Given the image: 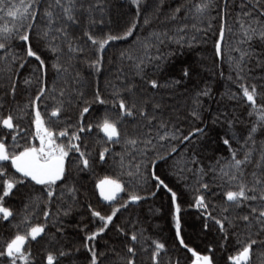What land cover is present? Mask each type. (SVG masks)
I'll use <instances>...</instances> for the list:
<instances>
[{
    "label": "trees",
    "instance_id": "obj_1",
    "mask_svg": "<svg viewBox=\"0 0 264 264\" xmlns=\"http://www.w3.org/2000/svg\"><path fill=\"white\" fill-rule=\"evenodd\" d=\"M10 2L19 4L21 0ZM27 2L24 0V3ZM195 2L199 0H140L141 11L137 17V9L131 0H72L75 22H69L62 10L55 7V0H36L40 13L32 29L31 45L44 59L45 68L40 69L39 61L34 57H27V45L19 40L5 41L9 47L0 50V119L11 114L16 117L14 123L19 124L22 130L17 136L18 147H13L10 135L5 136L7 129L0 128V140H6V148L10 152L20 151L25 146L38 147L32 122L35 111L39 110L46 125L53 128L56 142L79 144L90 166L84 168L79 153L69 150L65 157L63 186L66 192L61 207L48 205L39 192L30 196L28 183L26 186L19 185L4 197L2 203L13 212V216L7 221L0 217V247L17 231L22 234L27 230V225L21 221L28 214V224L46 225L45 232L37 240L29 238L26 241L25 249L31 254L29 264H47L49 253L54 256V264H90V252L84 243L86 236L97 231L102 222L92 216L89 205L107 215L113 207L125 203L128 196L136 192L144 198L130 203L126 209L121 208L105 232L87 242L100 253L102 264H127L130 258L134 264H153L154 240L165 245L159 254V264H177V260L179 264H192L194 257L176 239L171 193L163 186L159 189L155 187L156 182L150 178L151 168L147 180L143 176L129 175V172H136V165L143 159L140 154L142 145L133 148L126 145L124 140H139L145 135L155 137L157 130L163 131L159 129L161 121L166 122L169 128L175 125L185 135L197 127L204 129L203 134L197 133L191 143L181 145V151L167 163L161 161L155 167L156 174L177 193L181 208V235L186 244L201 255H210L213 264H231L229 256L236 255L250 235L256 237L260 227L256 220L253 219L251 225L245 228L239 217L250 212L249 204L261 207L264 201L246 200L239 207L232 205L227 212L224 208L229 203L226 201V191L238 190L240 182L249 189L255 187V192L250 191L249 195L259 197L264 194V127H257L254 142L248 140L245 143L248 130L257 124L258 118L255 113L249 115L253 108L243 98L241 89V85L248 86L250 90L252 85H256L257 108L264 105V41L255 37L252 41L240 43L244 35L241 24L247 26L249 23V17L244 13L250 11L257 0H227L226 13L222 11L225 0H215L216 6L202 20L195 19L187 11ZM63 3L68 4L69 0H63ZM261 3L264 6V0ZM50 4L53 5L55 27L63 24L67 35L53 28L48 41H45L39 39L38 35L49 29V20L44 13ZM177 8L181 11L175 12ZM225 15L226 20L221 19ZM145 19L148 23L144 22ZM257 19L264 25V18L257 15ZM6 22L11 27V18L8 17L0 20V26ZM133 23L136 27L131 36L109 41L102 52L97 51L98 46H93L84 34L89 32L97 39L109 34L122 35ZM221 24H224V37L221 54L217 55L215 41L220 38ZM154 34L159 35L163 42L157 41ZM49 44H55L57 51L52 52ZM145 44L151 46L145 48ZM238 49L247 51L239 78L236 68V61L240 59ZM129 55L145 59L141 65L144 70L142 74H137L134 61L128 59ZM146 55H159L163 59L149 62ZM93 59L101 60L100 71L89 65L88 61ZM21 62L25 65L23 68L20 67ZM53 64L59 65V69L54 68ZM64 68L68 71L64 72ZM185 68L190 70L187 77L183 75ZM147 78L157 79L160 87L150 89L145 83ZM77 80L79 83H76ZM45 82L48 91L43 99L35 105L31 104L30 101L35 99ZM13 84L16 86L14 95ZM61 89L65 91L63 97L60 96ZM97 90L108 100L107 104L92 102ZM204 90L210 94L198 97L200 104L197 106L194 99L198 92ZM80 92L84 94L82 100L79 98ZM69 94L74 99L71 105L67 103ZM117 94L125 98L129 107L135 103L137 115L125 117L118 123L120 143L112 144L106 142L107 138L96 125L106 115L112 121L119 119L118 99L113 105ZM61 99L65 101L62 115L58 120L49 122L51 108ZM75 101L79 102V107ZM84 101L91 103V107L89 113L84 114L82 122L85 126L92 124L93 127L90 131L78 132ZM155 103L161 107L154 109ZM194 107L199 108L202 121L190 115ZM141 108L147 111V118L139 115ZM153 115L155 119H151ZM225 115L233 122L232 127L224 122ZM60 131H66L68 135L61 137ZM72 133H77L81 139L72 140ZM226 137L230 139L231 150L223 143ZM105 148L108 149L105 161H101L99 153ZM184 148L187 151H183ZM232 151L236 152L237 159L243 160L246 153L249 159L241 166V179L229 182L227 177H222L220 170H228V165L234 163ZM193 154L196 163H192ZM2 164L6 166L8 175L14 173L10 161ZM140 171L143 172L142 164ZM15 175L18 176L17 173ZM106 177L119 180L124 189L123 196L113 206L101 203L96 187ZM4 178L7 176L0 177V195L3 194ZM257 180L261 183L257 184ZM203 183L209 184L207 190L201 187ZM69 189L75 191L70 192ZM151 192L155 195H150ZM198 195L205 196L208 211L213 217H228L225 221L227 239H224V233L220 232L214 220H209V228L204 229L205 210L195 206ZM51 203H56V198ZM25 205L29 207L26 209ZM45 210L50 212L47 219L43 215ZM116 225L129 235L117 231ZM58 228L62 231H57ZM134 230L138 241L135 255L132 256L127 252V247L132 243L130 234ZM258 238L264 240V235ZM253 249L248 264H264V247L253 245ZM62 251L65 253L63 256L60 255Z\"/></svg>",
    "mask_w": 264,
    "mask_h": 264
},
{
    "label": "snow or ice",
    "instance_id": "obj_2",
    "mask_svg": "<svg viewBox=\"0 0 264 264\" xmlns=\"http://www.w3.org/2000/svg\"><path fill=\"white\" fill-rule=\"evenodd\" d=\"M131 4L134 5L137 9V17L140 15V0H131ZM215 0H199V2H195L191 8L187 11L190 14H193L195 19L202 20L207 13L215 7ZM55 7H58L62 10L64 17L69 22H75L73 16L74 3L72 0H69L68 4L63 3V0H55ZM227 0H225V6L222 11L226 13L227 10ZM53 5H49L48 9L45 11L44 15L49 20V29L44 31L42 34L38 35L39 39L48 41L50 33L53 28L55 31L60 32L67 35L65 31V26L61 24L60 27H55L53 21L55 20L54 13L52 11ZM181 9L177 8L175 12H180ZM40 9L39 4L36 3V0H28L27 3H24V0H21L19 4L10 2V0H0V20H4L5 17L11 18V27L8 26L6 22L3 26H0V50H7L9 45L5 43V41L13 42L15 40H19L23 45H27L26 55L27 57H34L36 61H39V68H45V61L42 59L41 55L35 51L31 45L32 41V29L35 27L36 18L39 16ZM259 17L264 18V6H262L261 0H257L255 4L252 5L250 11L245 12L244 15L249 17V23L247 26L245 24H241V28L243 30V37L240 40V43H246L248 41H252L255 37H258L262 41H264V25L260 24V21L257 19V15ZM175 15H173V19ZM221 19L226 20V15L222 16ZM145 23H148V20L145 19ZM253 25H258V27H254ZM136 24L133 23L130 27H127L126 30L121 34H109L105 38L97 39L93 34L89 32H85V36L87 39L91 41L93 46H98L97 51L102 52L105 48V45L109 43V41H115L120 39H126L127 37L133 34V30L135 29ZM211 25H209V28ZM220 38L215 41L216 54H221V41L224 37V24L220 26ZM157 41L162 43L163 41L160 39V36L154 34ZM55 39V37H52ZM52 52L57 51V46L55 44L48 45ZM150 44H145L144 47H150ZM69 50L72 51L73 48L71 44H69ZM82 50V49H80ZM240 51V59L236 61V68L239 73L242 72V62L247 55V51L243 49H238ZM159 51V50H158ZM123 55V54H122ZM146 58L149 62L153 59L160 61L163 59L162 56L151 57L147 56ZM16 59V57H13ZM128 59L134 61V66L137 70V74L143 73V68L141 65L144 64V58H136L131 55L128 56ZM91 67H94L96 71H100V59H93L88 61ZM25 65L23 62L20 63V67L23 68ZM54 68L59 69V65L53 64ZM64 72H67L68 69L64 68ZM46 74V73H45ZM183 75L185 77L190 75V70L185 68L183 70ZM26 83L28 81H25ZM76 83H79L77 80ZM146 86H150V89H158L160 84L157 79L147 78ZM179 83V81H176ZM15 84L12 85L13 95L15 94ZM241 89L243 92V98L249 103V105L253 108V112H250L249 115L255 113L257 115V124L253 125L248 130V136L245 139V143L248 140H253L254 142V134L257 132V127H264V105L257 108L256 97L258 95V88L256 85L251 86V90L248 86L241 85ZM55 89H53L54 91ZM48 91L46 82L39 88L35 99L30 101L31 104L35 105L37 101L43 99L45 93ZM78 91V90H73ZM208 90H204L202 92L197 93V98L194 99V103L199 106L200 101L198 97L209 95ZM65 95L64 89L60 90V96L63 97ZM83 93H79V98L83 99ZM55 99V97H53ZM119 102V119L117 121H112L106 115L101 123H98L96 127L99 128L101 132H103L104 136L107 138L106 142H110L112 144L120 143L119 137L121 133L118 131V123L122 121L125 117H135L137 112L135 111L136 105L133 103L131 107H129L126 103V100L123 96L119 94L113 99V105L115 106L116 100ZM77 106L79 107V102L75 101ZM92 102H98L101 105L107 104L108 100L102 97L99 90L95 93ZM67 103L69 105L74 103V99L71 94L67 97ZM65 101L63 99L59 100L58 103L51 108L49 114V122H53V119L58 120L63 112ZM91 107V103L88 101H84V106L81 109L80 117L81 122L78 127V132L90 131L93 127L92 124H88L85 126L83 124L84 114L89 113ZM154 109H158L161 107L159 103H155L153 105ZM139 115L141 117H148V113L144 108L139 110ZM190 115L196 119H203L201 112L198 107H194L190 110ZM23 118V117H21ZM16 117L9 114L7 117L0 119V128L7 129L8 131L5 133V136H11L13 141V147H18L17 144V136L19 132L22 130L19 124L14 123ZM151 119H155V115L151 117ZM224 122L228 124L229 127H232V121L227 118L225 115L223 117ZM151 123V120L149 121ZM215 122V121H214ZM35 126V137L39 139V147L35 146H25L20 151H8L6 148V140H0V162L10 161L11 168L14 169V173L8 175L6 172V166L0 164V177H5L2 180V195H0V215H2L3 220L7 221L10 217L13 216V212L3 205L4 197L9 196L12 193L14 188H17L19 185H27L29 181L33 182L35 185L43 186L41 191L46 192L48 202L51 203L52 198L55 195V191L53 189V185H56L58 180L65 178L66 176V167H65V157L68 156L69 150H74L79 153V160L82 161L84 168H88L90 166L89 159L86 156V153L81 151L79 144H74L71 141L67 145L62 143H57L55 139V132L52 127L46 125V121L42 118L41 112L39 110L35 111V118L33 120ZM159 129H163L161 132L157 130L156 136L153 137L151 135H145L142 139L136 138H128L124 140L126 145H132L133 148H136L138 145H142L140 148V154L143 159L139 164L136 165V172H129V175H136L137 177L143 176L145 180L149 177V168L152 169L150 173V178L156 182L155 187L159 189L163 186L167 189L168 192L171 193V206H172V222L176 232V239L179 241L181 247L187 249L188 252L192 254L194 259L192 260V264H213V259L210 255H201L193 248L189 247L185 240L183 239L181 232V208L178 203V196L175 191L168 187L163 179L159 175L156 174L155 167L159 162L167 163L168 160L173 158L174 154H177L181 151L180 146L184 145L185 142L191 143L197 133L203 134L204 129L202 128H194L192 131L188 132L185 135L178 127L172 125L171 128L167 127L166 122L161 121L159 123ZM149 132H151V128H149ZM59 135L61 137L68 135L66 131H60ZM72 140L79 141L81 137L77 133H72ZM165 142V143H161ZM224 145L228 146L231 150V143L229 138L223 139ZM163 149V151H160ZM108 151L107 148L100 151L99 159L101 161H105V153ZM183 151H187L186 148ZM232 158L234 163L228 165V170L221 169L222 177H227L229 182L240 180L242 177L243 169L242 165L246 163L249 159V155L246 153L244 159H237L236 152L232 151ZM264 159V157H262ZM123 162V157H121V163ZM192 163H196L195 155L192 156ZM143 165V172L140 171V165ZM19 175L16 176L15 174ZM255 176V173H253ZM257 184L261 182L257 180ZM96 187L99 189L100 196L104 201L112 202L115 200L117 193L123 191V186L121 182L117 179L105 178L104 180L97 183ZM201 187L207 190L209 188L208 183L201 184ZM238 190H228L225 193L226 201L229 202L228 205L224 208V211L227 212L228 209L235 205L239 207L244 201H256L262 200L264 201V194H261L257 197L255 194L249 195L248 193L255 192V187L249 189L248 186L240 182L238 184ZM70 192H74L75 189H69ZM150 195H155L154 192L149 193ZM61 195H63L61 193ZM141 195L136 192H132L125 203L120 204L118 207H113L110 214L104 215L100 211L92 209V206L89 205V210L93 217L99 218L102 222V225L98 227L97 231L92 232L91 234L86 236V240L84 246L88 248L90 252V264H102L100 261V253H98L94 247H92L88 241H92L96 239V237L105 232V230L109 227L110 224L113 223L114 218L121 208H128L129 204L136 203L143 199ZM30 199H35L34 197H30ZM195 206L200 209L205 210V222L204 229L207 230L209 228V220H214L215 224L219 226L220 232L224 233V239L228 238V234L225 231V221L228 220L227 216H224L223 219L213 217L211 212L208 211V204L205 203V196L198 195L196 197ZM29 206L25 205L27 209ZM250 212L248 214L242 215L239 217L243 221V226L248 228L251 225L253 219L259 224V231L256 233V237L253 238L251 235L245 244L241 247V249L234 256H229V261L231 264H248L250 260V256L253 249V245H260L264 247V240H260L258 237L264 235V206L257 207L254 204H249ZM44 217L47 219L50 216V212L45 210L43 212ZM29 216L26 214L21 223H25L27 225V230L22 234L17 231L15 235H13L10 239H7L4 242V245L0 247V264H29L30 253L25 249L26 241L29 238L33 241L37 240V237L41 236L42 233L46 230L45 224H28ZM230 223V221H229ZM117 231L124 232L126 236L129 234L125 232L123 228L119 225L115 226ZM19 228V225H17ZM57 231H62V229L58 228ZM131 244L127 247V252L132 256L135 255V244L138 241V236L135 230L130 234ZM153 244L155 245V250L152 253L153 264H159V254L161 250L165 249V245L159 241L154 240ZM211 251V248L209 249ZM60 255H65L62 251ZM47 264H54V256L49 253L46 257ZM127 264H134L133 259H128ZM177 264L179 261L177 260Z\"/></svg>",
    "mask_w": 264,
    "mask_h": 264
},
{
    "label": "flooded vegetation",
    "instance_id": "obj_3",
    "mask_svg": "<svg viewBox=\"0 0 264 264\" xmlns=\"http://www.w3.org/2000/svg\"><path fill=\"white\" fill-rule=\"evenodd\" d=\"M15 171V170H14ZM18 174V173H17ZM19 175V174H18ZM64 181H65V178H62L61 180H58L57 182H56V185H53V189H54V191H55V195H54V197L52 198V200H51V202L52 201H55V198H56V203H47L48 205H54V204H57L58 206H62L63 205V200H64V197H65V189H64V186H63V184H64ZM28 192H29V195L30 196H32V195H34V193H37V192H39L40 194H41V196L42 197H44L47 201H48V197H47V194H46V192H42L41 191V189H42V187L43 186H40V185H38L39 187H36V185L33 183V182H31V181H29L28 182ZM38 189V190H37ZM61 193L63 194V195H61ZM73 202H74V200H73ZM74 203H76V202H74ZM116 204V203H115ZM114 204V205H115ZM0 217H2V216H0ZM31 240V239H30Z\"/></svg>",
    "mask_w": 264,
    "mask_h": 264
},
{
    "label": "water",
    "instance_id": "obj_4",
    "mask_svg": "<svg viewBox=\"0 0 264 264\" xmlns=\"http://www.w3.org/2000/svg\"><path fill=\"white\" fill-rule=\"evenodd\" d=\"M5 161H3V162H0V164H2V163H4ZM102 180H104V179H102ZM101 180V181H102ZM99 190V189H98ZM99 194H100V192H99ZM123 196V191H121V192H119V193H117V195H116V198H115V200L114 201H112V202H108V201H104L103 200V198L100 196V200H101V203L103 204V205H106V206H113L121 197ZM0 216H2V215H0ZM39 237H37V239H38Z\"/></svg>",
    "mask_w": 264,
    "mask_h": 264
},
{
    "label": "rangeland",
    "instance_id": "obj_5",
    "mask_svg": "<svg viewBox=\"0 0 264 264\" xmlns=\"http://www.w3.org/2000/svg\"><path fill=\"white\" fill-rule=\"evenodd\" d=\"M36 140H37V142H38L37 144H38V147H39V139H38V138H36Z\"/></svg>",
    "mask_w": 264,
    "mask_h": 264
}]
</instances>
